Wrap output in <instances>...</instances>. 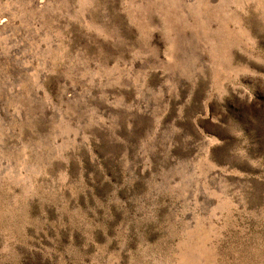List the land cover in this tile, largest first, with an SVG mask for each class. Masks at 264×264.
<instances>
[{
  "label": "rangeland",
  "instance_id": "obj_1",
  "mask_svg": "<svg viewBox=\"0 0 264 264\" xmlns=\"http://www.w3.org/2000/svg\"><path fill=\"white\" fill-rule=\"evenodd\" d=\"M0 264H264V0H0Z\"/></svg>",
  "mask_w": 264,
  "mask_h": 264
}]
</instances>
